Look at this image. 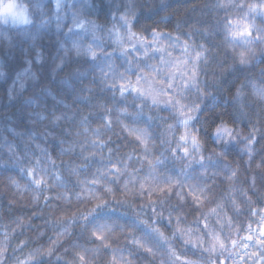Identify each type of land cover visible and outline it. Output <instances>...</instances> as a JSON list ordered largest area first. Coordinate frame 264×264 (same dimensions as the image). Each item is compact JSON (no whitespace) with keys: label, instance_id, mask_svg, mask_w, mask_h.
<instances>
[{"label":"clouds","instance_id":"obj_1","mask_svg":"<svg viewBox=\"0 0 264 264\" xmlns=\"http://www.w3.org/2000/svg\"><path fill=\"white\" fill-rule=\"evenodd\" d=\"M0 264H264V0H0Z\"/></svg>","mask_w":264,"mask_h":264}]
</instances>
